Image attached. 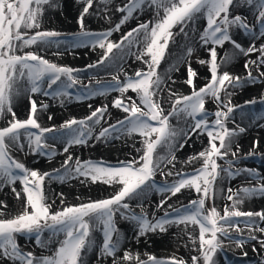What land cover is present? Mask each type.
<instances>
[{
	"label": "snow or ice",
	"instance_id": "obj_1",
	"mask_svg": "<svg viewBox=\"0 0 264 264\" xmlns=\"http://www.w3.org/2000/svg\"><path fill=\"white\" fill-rule=\"evenodd\" d=\"M76 5V30L64 32L44 26L51 12L63 13L62 0H0V191L8 188L14 194L11 206L0 200V264H88L94 250L95 264H219L226 243L243 248L249 241L264 253V209L241 207L246 199L264 196V176L254 168L236 167L241 150L237 141L246 128L235 123L237 110L243 113L244 107L231 100L235 89L264 83V0H124L118 5L113 0H76ZM240 8H247L251 19ZM146 11L149 19L141 20ZM115 13L119 15L112 21ZM92 18L111 26L91 29ZM133 19L136 25L127 28ZM198 21H203L199 27ZM115 32L121 33L118 39L112 38ZM239 32L250 38L247 46L237 40ZM61 48H86L96 59L80 69L42 54L55 49L53 55H60ZM126 57L140 62L131 75L124 71ZM194 57L203 73L193 67ZM240 57L244 76L229 70ZM82 72L88 75L87 85L81 83ZM176 72L180 75L174 77ZM196 80L204 82L198 85ZM110 93H118L111 108L123 114L114 122L104 119L110 114L104 104L94 109L89 105L83 118L42 123L49 105L38 103L40 95L63 105L65 100ZM22 97L27 99L23 118L14 110ZM209 100L214 111L206 107ZM255 103V98L244 101ZM46 119L53 117L47 114ZM258 119L264 120V113ZM121 139L130 141L134 151L115 163L82 159L72 151L73 146ZM197 140L199 150L186 159L177 157ZM258 144L253 140L246 155H257ZM57 145H62L59 153ZM20 154L48 160L63 154V159L58 168L44 171ZM165 165H170L167 171ZM242 174L255 184L224 187ZM79 178L100 194L78 195V203H68L65 194H50L46 187ZM182 190L194 191L196 198L171 203ZM153 193L160 198L148 211L143 202ZM117 219L131 226L137 244L149 234L183 225L177 235L187 237L188 258L157 257L125 247ZM20 238L26 244L33 241L34 247H22Z\"/></svg>",
	"mask_w": 264,
	"mask_h": 264
},
{
	"label": "bare ground",
	"instance_id": "obj_2",
	"mask_svg": "<svg viewBox=\"0 0 264 264\" xmlns=\"http://www.w3.org/2000/svg\"><path fill=\"white\" fill-rule=\"evenodd\" d=\"M65 2L68 3V1H65ZM75 10H76V7H74V9L70 10L69 12H72V14H73L74 13L73 11H75ZM248 11L249 10L246 9V11L243 12V15H245L246 17L251 19V15L252 14H251V12H248ZM113 16H115V15H113ZM113 16H112V18H113ZM197 26H198V22H197ZM236 38H237V40L239 42L244 43L245 46H247V44L250 42V38L247 37V36H244V34H242L241 32L236 33ZM256 43H257V46H258L260 41H257ZM63 51H62V53L59 56H63L64 54L66 56H68L70 54V51H65V52H63ZM86 52H88V51H82V50H80L78 48L77 49H72L71 53L73 55H72L71 58L67 59L68 57L67 58L65 56H63V57L65 59H67V60L75 61V62H73V63L76 64L75 67L84 68L86 63L83 64V65H78V64L84 63L87 60H93V59L90 58V55L87 57ZM88 53L92 54L91 51H89ZM83 55H84V57H83ZM251 55L254 58L256 54L253 53ZM243 59H244L243 57H240L236 61H234L235 67L233 68V67L230 66L229 70L233 71L235 74L240 75V72L237 71V69L240 66H242ZM137 64H140V62L136 61L134 57H126V62L124 64V71H126L127 68H129V67L136 66ZM164 67H167V65L163 64L162 68H164ZM197 71H199L201 73L204 72V71H202L200 69H197ZM83 75L84 74L81 73V83L84 84V85H87L89 83V80H88V78H86ZM179 75H180L179 72L173 73L174 77L179 76ZM203 82H204L203 80H196V83L198 85L203 84ZM260 90H262L261 92L264 93V83H262V82H257V83L252 84V85L249 84L247 86L244 85L243 87L237 88V89L234 90V92H233V94L231 96V100L235 104H240L242 101H239V100L242 99L243 95H245V94H250L251 96L262 95V94L259 93ZM254 92H256V93H254ZM107 97L95 96V97H92L91 99H86L87 100L86 107H88L89 105L102 106V105L106 104ZM22 99H23V97L18 100L17 106L15 108H18V109L22 108V111H23L24 108H23ZM40 101H43L44 103H47L49 105V107H48V109L46 111V114H45V116L42 119L45 120L48 123H56V124H57V121H63L65 119V117L68 116V114H70L72 112H77L78 108H81V107L84 106V105H82V106L76 107L75 105H71L70 102H73V101H69L68 103H67V101H65L64 104L61 105L59 100H53L51 98H45V100H44V98H41L39 100V102ZM207 103L208 104H212L214 106V108H215V105H214V103L211 100L207 101ZM109 108H111V107H109ZM74 109L76 111H74ZM110 111H112V110L110 109ZM262 113H264V109H260L259 111H256L254 109L252 111L251 110L250 111L244 110L243 113L240 112V115H239L237 121H235L236 124H239V125H241V126L246 128V132L241 134L240 137L238 138V141H237L239 143L240 149H241L239 154H238L240 157H254V156L256 157V156H258V157H261L262 160H264V120L258 119V117ZM47 114H51L52 115L53 119L51 121H48L46 119ZM79 118H81V117H78V119ZM233 126H235V125H232L230 127H233ZM253 140H258L259 141L258 147L256 149L258 154L257 155H253V156H247L246 153L251 149V142ZM122 141H124V140L123 139L117 140V141L114 140V141L111 142V144H108V145L99 144V145H97L96 148L97 149H103L104 148L103 150H107L109 152H112L113 150H115V148L131 147V142L130 141L127 144L125 143V141L124 142H122ZM190 143H191V141H190ZM61 148H62V145H57L58 153H59V150ZM199 148H200V141L197 140L192 147L186 145L185 148L183 150L178 151L176 153V155L180 159H186L189 154H192L194 150H199ZM72 151L75 154V152L77 150L72 149ZM107 154H108V152H107ZM62 156H63V154H57L55 157H53L51 163L47 164L48 168L46 170H51L52 168H54V165L57 163V160L60 157H62ZM262 163H264V162H262ZM59 166L60 165L57 164V166H55V167L58 168ZM263 166H264V164L260 165V167L257 169L261 176H264V168H262ZM164 167H165V171H167L170 168V165H165ZM180 168H181V165L179 163H177L176 169H180ZM247 168H252V165H248ZM186 169H190V168L186 167L184 170H186ZM157 176L159 178V174ZM167 179L169 181H171L173 179V177L172 176H168ZM73 181L74 180H68V181L63 182V183L58 182V181H54V182L51 183L50 186H48V191L50 193V191L52 192V189L54 188L56 193L69 192L71 190V188L74 187L73 186L74 185ZM66 183H72V184L66 185ZM254 184H255V181L250 180V177H248L247 174H242V175H239V176L231 179L230 181H225L224 187L225 188L231 187V188H233L235 190V189L240 188L241 186H249L250 187V186H253ZM93 188H95V187H93ZM182 192H183L182 195L180 193H177V195L175 197H172L171 198V203H173V204H181V203L188 202L190 199H195L196 193L194 191L182 190ZM149 197H150V200H151V204L150 205H146V207L145 206L144 207H145V209L147 208L146 210L151 211L155 207V205L157 203V198L159 199L160 197L156 193L151 194V196H149ZM224 203H225V201L222 200V199L218 201V204L221 207V209H222ZM241 207L245 211H247V210H253V211L262 210V209H264V196H256V197H253L251 199H246L244 201V203L241 205ZM135 210L137 211V210H139V208H136ZM120 221L121 222L119 223L118 226L126 235L125 247H128L127 246V241H129L130 238H131L132 229H131V226L126 221H122V220H120ZM176 227L177 226H175V225L170 227L168 232L165 233V234H149V236H150V243L149 244L151 246H153L154 248H156V249H161V248H165L167 246H170L171 244H173L174 242L177 241L181 245V249L180 250H181L182 255H185L187 253V251L189 250L184 245V241L187 240V237L183 236L182 239L178 238L177 234L180 233L181 231H179V229L176 228ZM256 235L260 236L261 234L260 233H256ZM144 244H146V243H144ZM149 244H148V247H149ZM142 245L143 244H139V246L137 248V251H139L140 253H143L144 249L146 248V245H143V246ZM253 247L256 248V251H253ZM224 248H225V251L228 252V253L230 251L235 252L238 249L234 244H225ZM241 249L246 250V251H248L250 253L251 262H256L255 260L261 254V250L259 248V244L256 243L255 241H249ZM37 251H38V249H37ZM87 260H88V264H95V260H96L95 250L93 252L89 253V256L87 257ZM218 261H219V264H221V262L223 264V261L221 260V258L219 256H218ZM235 261H236L235 264H243L244 263V261L237 260V259Z\"/></svg>",
	"mask_w": 264,
	"mask_h": 264
},
{
	"label": "rangeland",
	"instance_id": "obj_3",
	"mask_svg": "<svg viewBox=\"0 0 264 264\" xmlns=\"http://www.w3.org/2000/svg\"><path fill=\"white\" fill-rule=\"evenodd\" d=\"M65 1H68L65 2ZM63 2V5H64V10H63V13L57 9L55 10L54 12H51L48 16V18L45 20V24L44 26L47 27V28H55L57 30H61V31H64V32H71V31H75L76 30V26L74 24V15L76 13V10L73 11L74 13L72 14V12H69L70 10H73L74 7H77L76 5V0H62ZM124 0H113V4H121L123 3ZM247 8H240L238 9L237 11L240 13V14H243L244 11H246ZM248 10V9H247ZM250 12V11H248ZM115 15V16H113ZM113 18H112V21H115L119 15V13H115L113 14ZM151 13L149 12H145V14L141 17V20H147L149 19ZM137 21L135 19L131 20L128 25H127V28H130V27H134L136 25ZM203 23V21H198V27ZM88 26L91 28V29H94V30H99V29H102V28H107L109 26H111L110 22H106L104 20H98L96 18H92L89 22H88ZM123 27V26H122ZM124 30H127L126 28ZM242 33V32H241ZM243 34V33H242ZM121 35L120 32H115L113 34V39H118L119 36ZM246 36V35H244ZM63 48H61V53H62V50ZM82 51H91L89 49H86V48H78ZM55 51V49H51L49 50L47 53H42L43 55L46 56V58L52 60L53 62H56L58 64H66L68 66H71V67H74V68H78V67H75V61L73 60H67L69 58L72 57V53L70 51V54L68 56H66L65 54L63 56H65L67 59H65L63 56H59V55H53V52ZM65 52V51H63ZM86 52L87 54V57L90 55V58L91 59H95L96 58V54L95 52H92V54ZM201 56V58H203V53H200L199 54ZM59 56V57H58ZM84 57V55H83ZM89 58V59H90ZM92 60H87L85 61L84 63H80L78 65H83V64H87V63H90ZM162 65H163V62H162ZM192 65L193 67L197 70V69H200L202 71H204V69L196 63L195 61V57L193 58L192 60ZM140 67V64H137L136 66H132V67H129L127 68V70L125 72H128L130 75L133 74V69L135 68H138ZM80 69H83L82 67H79ZM237 69V68H236ZM237 71L240 72V75L241 76H244L246 75V73L244 72L243 70V67L240 66ZM86 78H88V75L86 72H82ZM123 76V73H121V77ZM105 79H110V77H105ZM251 84V83H250ZM202 85V84H201ZM246 86L249 85V84H245ZM252 85V84H251ZM79 88V86H77V89ZM77 89H72L70 91L73 92V96H76L78 95V91ZM262 90L259 91L260 94H264L261 92ZM256 93V92H254ZM131 95H135L134 93H129ZM118 95V93H110L107 97V101H106V104H108L109 107H111V100L116 96ZM256 95V94H255ZM256 95V96H251L250 94H245L243 95L242 99L239 100V101H242L239 105L243 106L244 107V110L246 111H252L253 109L256 110V111H259L260 109H264V100H262V97H264V95ZM41 98H50V97H45L43 95H40L37 97V100L39 102V100ZM255 98L256 100V103L255 104H252V105H245L244 104V101L246 100H250V99H253ZM67 101V103L69 101H73V102H70L71 105H75L76 107H79V106H82L84 105L83 107L81 108H78L77 109V112H72L70 114H68L67 117H65V119L67 118H71V117H84L85 115L89 114L90 112V108L89 106L86 107V102L87 100H81V101H77L75 99H71V100H65ZM22 103H23V108L25 109V106L27 105V99L26 98H23L22 99ZM92 106V109H94L95 107L99 106V105H91ZM206 107L210 110V111H214L215 108L212 104H208L206 102ZM112 111H110V114L109 115H106L105 116V120L107 122H114L115 118L117 116H122L123 114L119 112L118 109H115V108H110ZM15 111H17L18 115L21 116L23 118L24 116V110L22 111V108L21 109H18V108H14ZM74 111H76L74 109ZM75 113V114H74ZM240 115V111L237 110L236 114H235V121H237L238 117ZM62 121H57V124L61 123ZM0 123H2V121H0ZM42 123L46 124V125H52V124H56V123H48L46 122L45 120L42 119ZM232 123L229 124V127L232 126L231 125ZM105 127L107 126V123H105L104 125ZM98 130V128H97ZM117 141V140H116ZM124 142V141H122ZM97 145L99 144H96V145H89L87 148L83 147V146H73L72 149H75L77 150L75 152L74 155L76 156H81L82 159H94V160H100V159H103L105 161H108V162H111V163H115L117 158L119 159H124L126 157V154L130 151H134V149H132L131 147H119V148H115V150H113L112 152H109L107 150H103V149H97ZM139 146V145H137ZM103 150V151H102ZM108 152V154H107ZM21 155V158L22 159H25L27 161V163L31 166V167H35V168H38V169H41V170H44V171H47L46 169L48 168L47 164L51 163L52 159L51 160H48L47 158H44V157H40V156H36V157H32V156H28V157H23L22 154ZM130 158V157H129ZM63 159V156L60 157L58 160H57V163L54 165V168H56L55 166L60 165L61 161ZM45 162V163H44ZM264 160H262L261 157H258V156H254V157H240L239 161L237 162L236 164V167L238 168H247L248 165H252V168L254 169H258L260 167V165H263L264 163ZM262 163V164H261ZM46 164V165H45ZM190 168V167H189ZM264 168V166L262 167ZM187 171H190V169H186ZM175 171V170H173ZM83 179V178H79V179H73V186L71 188V190L69 192H63V194H65V197L67 199V202L68 203H78L79 201L76 199V197L78 195L80 196H92V197H96L98 196L100 193L99 191L96 189V188H93L95 186H93L91 189H89L86 185H82L80 183V180ZM156 179L158 181H161L162 177L158 176L156 177ZM75 182V183H74ZM69 184H72V183H66V185H69ZM63 185V184H62ZM76 185V186H75ZM48 187V186H46ZM107 187V186H105ZM55 189L53 188L52 189V192L50 191V194H55ZM151 196V195H150ZM196 198V196H195ZM0 200H6L7 203L9 204V206H11L13 204V201H14V194L11 193L10 189L8 188H5L4 190L0 191ZM159 199L157 198V203H158ZM56 203L59 204V200L57 199L56 200ZM188 202H185L183 204H187ZM144 206L146 207V205H150L151 204V200H150V197L148 199H146L144 202H143ZM176 205H179V204H176ZM155 208V207H154ZM147 209V208H146ZM137 212H139V210H137ZM121 221L119 219H117V226L119 225ZM119 227V226H118ZM179 229V231H181V229H183V225H180L179 227H176ZM19 243L22 247H26L28 249H31L34 247V242L33 241H28L27 244L26 242L24 241L23 238H20L19 240ZM146 243V244H144ZM150 236L149 238L145 239V238H142L141 239V242L139 244H143V245H146V248L144 249V252H147L149 254H154L156 255L157 257H168V256H172V255H176V256H179V257H183V258H188V251L185 255H182L181 253V245L179 244V242H174L173 244H171L170 246H167L165 248H161V249H156L154 248L153 246H151L150 244ZM139 244H137L134 240H132L130 238L129 241H127V246H131L132 250L133 251H137V248L139 246ZM148 244H149V247H148ZM227 244V243H226ZM142 245V246H143ZM244 252H247V255L245 256L243 253ZM141 253V254H143ZM234 253V254H233ZM225 254L227 256V261H228V264H235L236 263V259L237 260H241V261H244L243 264H259V261L261 259H264V253L261 252V254L257 257V259L255 260L256 262H251V258H250V253L246 250H243L241 248H238L235 252L233 251H230L229 253L225 251V248H224V254H221L219 255V257L221 258V260L223 261V264H225ZM233 254V255H232ZM89 256V254H88ZM93 256V255H92ZM146 258V257H144ZM218 259V257H217ZM222 264V262H221Z\"/></svg>",
	"mask_w": 264,
	"mask_h": 264
}]
</instances>
